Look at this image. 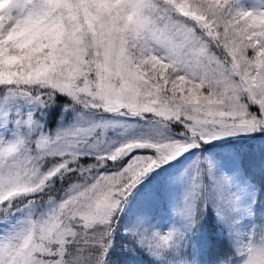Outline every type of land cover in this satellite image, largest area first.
I'll list each match as a JSON object with an SVG mask.
<instances>
[{
  "label": "snow or ice",
  "instance_id": "6c2138e0",
  "mask_svg": "<svg viewBox=\"0 0 264 264\" xmlns=\"http://www.w3.org/2000/svg\"><path fill=\"white\" fill-rule=\"evenodd\" d=\"M0 264H264V0H0Z\"/></svg>",
  "mask_w": 264,
  "mask_h": 264
},
{
  "label": "rangeland",
  "instance_id": "374dc122",
  "mask_svg": "<svg viewBox=\"0 0 264 264\" xmlns=\"http://www.w3.org/2000/svg\"><path fill=\"white\" fill-rule=\"evenodd\" d=\"M179 187L177 186V188L175 189V194H179ZM167 209V203H166V197H162L154 206V211L159 213V214H163Z\"/></svg>",
  "mask_w": 264,
  "mask_h": 264
},
{
  "label": "trees",
  "instance_id": "16d2710c",
  "mask_svg": "<svg viewBox=\"0 0 264 264\" xmlns=\"http://www.w3.org/2000/svg\"><path fill=\"white\" fill-rule=\"evenodd\" d=\"M250 144V146L254 149V150H257L259 149V146L261 144L260 141H251V142H248Z\"/></svg>",
  "mask_w": 264,
  "mask_h": 264
}]
</instances>
